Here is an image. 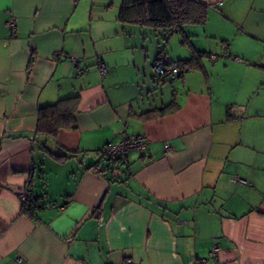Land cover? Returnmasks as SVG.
Returning <instances> with one entry per match:
<instances>
[{
    "label": "crops",
    "instance_id": "crops-1",
    "mask_svg": "<svg viewBox=\"0 0 264 264\" xmlns=\"http://www.w3.org/2000/svg\"><path fill=\"white\" fill-rule=\"evenodd\" d=\"M201 1L166 36L121 22L123 0H0V264H264V0ZM161 51L181 76L154 73ZM75 95V126L38 134V108ZM26 185L54 206L28 215Z\"/></svg>",
    "mask_w": 264,
    "mask_h": 264
},
{
    "label": "trees",
    "instance_id": "trees-1",
    "mask_svg": "<svg viewBox=\"0 0 264 264\" xmlns=\"http://www.w3.org/2000/svg\"><path fill=\"white\" fill-rule=\"evenodd\" d=\"M207 9L208 5L201 0H123L119 20L124 23L147 26L156 31H162L168 36L174 31L183 32L182 27L185 24L204 23ZM162 53L161 51L159 55ZM178 62L181 67V76L186 70L188 62L181 60ZM77 100L78 96L75 95L39 107L36 132L48 137H55L61 127H74L73 114L76 110ZM50 154L56 159L73 155L68 153L61 156L51 152ZM94 166L97 170L103 168L99 163ZM110 168L108 165L103 169L109 171Z\"/></svg>",
    "mask_w": 264,
    "mask_h": 264
},
{
    "label": "built area",
    "instance_id": "built-area-1",
    "mask_svg": "<svg viewBox=\"0 0 264 264\" xmlns=\"http://www.w3.org/2000/svg\"><path fill=\"white\" fill-rule=\"evenodd\" d=\"M8 28L12 34L16 33V22L14 18H10L6 22ZM219 54L211 53L208 57L211 60L216 59ZM231 58H235L230 55ZM69 60L75 62V57L69 56ZM99 69L101 73H105L107 68L103 62H100ZM152 69L154 73L162 78H177L180 76L181 67L177 59H173L168 54H160L158 58L153 62ZM149 146V139L145 135L127 136L117 141H108L98 150V163L101 165H109L113 169L114 163L120 158L127 155L131 150L145 151ZM169 146L166 144V148ZM113 164V165H112ZM239 181L244 182L242 179ZM18 198L21 202L22 209L28 215L32 216L34 211L39 207H53L54 204L50 202L42 203L38 200L32 189L26 185L18 191ZM72 238H69L71 240ZM219 251V246L214 245L211 251V256L216 257ZM205 259L196 260L189 264L204 263Z\"/></svg>",
    "mask_w": 264,
    "mask_h": 264
},
{
    "label": "rangeland",
    "instance_id": "rangeland-1",
    "mask_svg": "<svg viewBox=\"0 0 264 264\" xmlns=\"http://www.w3.org/2000/svg\"><path fill=\"white\" fill-rule=\"evenodd\" d=\"M146 29H147V28H146ZM147 30H151V29H149V28H148ZM166 84H170V82H169V81H167V82H166Z\"/></svg>",
    "mask_w": 264,
    "mask_h": 264
},
{
    "label": "water",
    "instance_id": "water-1",
    "mask_svg": "<svg viewBox=\"0 0 264 264\" xmlns=\"http://www.w3.org/2000/svg\"><path fill=\"white\" fill-rule=\"evenodd\" d=\"M113 169H114V168H113ZM117 174H119V175H120V173H118V172H117Z\"/></svg>",
    "mask_w": 264,
    "mask_h": 264
}]
</instances>
